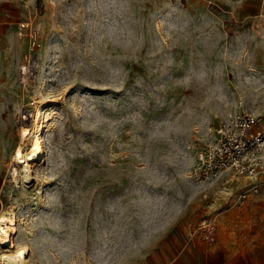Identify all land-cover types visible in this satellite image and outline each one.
<instances>
[{"label":"rangeland","instance_id":"374dc122","mask_svg":"<svg viewBox=\"0 0 264 264\" xmlns=\"http://www.w3.org/2000/svg\"><path fill=\"white\" fill-rule=\"evenodd\" d=\"M262 12L264 0H0V213L31 264H166L215 247L206 219L213 233L264 217V199L239 200L252 180L195 176L218 127L246 114L264 126ZM38 129L44 160L9 185L14 148Z\"/></svg>","mask_w":264,"mask_h":264},{"label":"built area","instance_id":"2783aa9c","mask_svg":"<svg viewBox=\"0 0 264 264\" xmlns=\"http://www.w3.org/2000/svg\"><path fill=\"white\" fill-rule=\"evenodd\" d=\"M264 27V12L260 14ZM28 55L26 58L28 59ZM26 71V67L23 68ZM263 117L246 114L231 118L214 131L213 140L198 154L195 176L211 182L226 175L247 178L253 183L239 196L241 204L264 199V126ZM216 221L206 219L202 228L209 231Z\"/></svg>","mask_w":264,"mask_h":264},{"label":"crops","instance_id":"0c3cea01","mask_svg":"<svg viewBox=\"0 0 264 264\" xmlns=\"http://www.w3.org/2000/svg\"><path fill=\"white\" fill-rule=\"evenodd\" d=\"M221 224L214 234V248L199 241L198 247H190L186 252L188 245H184L182 254L169 257L166 264H264V217L252 216L247 221ZM245 224L252 226L244 229Z\"/></svg>","mask_w":264,"mask_h":264},{"label":"bare ground","instance_id":"6f19581e","mask_svg":"<svg viewBox=\"0 0 264 264\" xmlns=\"http://www.w3.org/2000/svg\"><path fill=\"white\" fill-rule=\"evenodd\" d=\"M40 132L41 130L38 129L31 136L24 135L23 140L14 148L12 165L10 167L11 179L9 180V185H13V183L18 184L21 177L22 179H30L31 169L38 166L37 161L44 160L45 148L43 146V137L39 134ZM16 226L17 220L13 213L9 211L0 213V229H3V232H0V239H4L5 234L9 233V248L12 251L2 253L0 256V264H31L28 259L30 254L29 248L21 244H17L18 247H16L13 240V235L17 231ZM21 252L25 253V257H19Z\"/></svg>","mask_w":264,"mask_h":264},{"label":"snow or ice","instance_id":"6c2138e0","mask_svg":"<svg viewBox=\"0 0 264 264\" xmlns=\"http://www.w3.org/2000/svg\"><path fill=\"white\" fill-rule=\"evenodd\" d=\"M0 232H3V229H0ZM8 247H9V233L5 234V238L4 239H0V248L6 249ZM19 257H25V253L21 252L19 254Z\"/></svg>","mask_w":264,"mask_h":264}]
</instances>
